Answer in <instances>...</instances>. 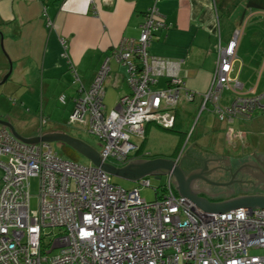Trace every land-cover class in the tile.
<instances>
[{"label": "built area", "instance_id": "1", "mask_svg": "<svg viewBox=\"0 0 264 264\" xmlns=\"http://www.w3.org/2000/svg\"><path fill=\"white\" fill-rule=\"evenodd\" d=\"M158 1L147 10L139 37L123 38L113 50L127 66L131 92L106 109V58L71 113V122L85 123L103 142L104 162L128 161L149 123L173 127L174 108L195 97L177 64L149 51L155 31L166 27ZM243 32L236 29L220 45L212 83L202 94V108L215 103L220 121L264 109V90L245 92L231 77ZM225 90L234 92L229 103H222ZM58 99L65 104L67 95ZM46 123L41 116V127ZM32 177L39 178L37 210L31 207ZM139 182L151 186L147 178ZM156 194L147 201L138 186L114 184L103 167L65 158L42 141L23 142L0 126V264H264V208L207 211L176 194L171 179Z\"/></svg>", "mask_w": 264, "mask_h": 264}, {"label": "crops", "instance_id": "2", "mask_svg": "<svg viewBox=\"0 0 264 264\" xmlns=\"http://www.w3.org/2000/svg\"><path fill=\"white\" fill-rule=\"evenodd\" d=\"M152 3L153 0H0V35L11 47L8 54L13 59V72L24 85L33 83L23 91L24 97L29 92L32 96H40L45 106L41 116L48 122L52 114V111L47 113L49 102L53 98L59 101V95L64 93L71 116L76 100L85 95L98 68L109 58L104 103L107 110L115 108L120 98L131 92V87L127 81V66L114 58V47L123 38L139 37L140 25ZM158 6L166 27L155 31L149 51L177 64L176 72L195 93L194 100L183 99L174 108L176 124L179 125V114L194 116L202 107V94L212 83L219 47L227 44L240 27L244 32L231 77L245 92L264 90V0H159ZM4 61L7 64L8 58ZM233 97L234 92L226 90L224 103H229ZM208 113L213 119L212 125L204 124V138L196 137L197 144L188 154H180L177 150L184 141V136L178 135L173 155H150L148 136L156 126L162 127L152 122L147 127L146 139L139 142L140 150L133 152L125 163H108L122 168L135 159L164 158L173 160L175 166H182L186 173L192 174L203 168L208 159L264 152V109H256L249 118L232 121H220L214 113ZM192 124L194 119L191 130ZM41 129L46 134L67 133L64 126ZM160 173L147 172L129 180L139 182L149 179V175H156L158 179L168 175L175 193L180 195L174 175L169 171Z\"/></svg>", "mask_w": 264, "mask_h": 264}, {"label": "rangeland", "instance_id": "3", "mask_svg": "<svg viewBox=\"0 0 264 264\" xmlns=\"http://www.w3.org/2000/svg\"><path fill=\"white\" fill-rule=\"evenodd\" d=\"M10 46L6 42L5 37L0 35V118L3 120L10 121L15 130L23 137H35L41 134L42 129L40 126V117L41 111L44 110V105L41 104L40 96H32L29 92L27 97H24V92L27 87L31 88L33 83H29L28 85H24L17 78L15 72H13V59L9 57L8 51H10ZM8 58L7 64L4 60ZM101 67V66H100ZM98 68L97 73L100 70ZM12 68V72L7 80H4L8 71ZM95 75V76H96ZM160 87L164 88L166 86V80L161 79ZM34 87L40 88V85H35ZM25 89V90H24ZM47 113L52 111L50 117H48L47 113H44L48 117V122L43 126V130H49L52 127L64 126L68 134H71L79 139L83 140L97 152H101L104 148V144L101 140L96 138L90 132L87 131L86 126L84 124H74L69 121L70 116V108L65 104H61L56 98L51 99L49 102V107L47 109ZM200 111V112H199ZM205 111V113L203 112ZM204 114L201 115L200 113ZM184 114V113H182ZM200 116H199V115ZM208 113L207 109H203L202 107L198 110L197 114L191 115H183V123L180 127H177L175 130L164 129L162 127L157 126L152 129L151 133L147 139L148 153L150 155L157 156H170L175 153L176 146L178 143V135L184 136V141L181 142V147H179V153H187L194 147V143L196 137L205 136V130L203 128L204 124L212 125V118ZM192 118V120H191ZM194 119V124H192L193 129L191 130V123ZM191 120V121H190ZM196 123V125H195ZM62 124V125H61ZM195 129V133L193 132ZM43 131V132H44ZM196 135V136H195ZM202 142V141H201ZM51 146L55 151H57L61 156L65 158H69L67 153L65 152V146L67 144H63L60 142H51ZM77 151V150H76ZM78 158L76 159L81 164L91 165L93 164L92 160L85 156L84 154L77 151ZM71 159V158H70ZM112 161V160H109ZM116 164L117 161H114ZM113 164L115 167L116 165ZM117 168V167H116ZM149 179L151 180V186H143L140 182H136L134 180H129L123 178L120 175H111V180L114 184L120 185L127 189H132L138 186L141 190V195L147 201H153L156 199V187H160V193L163 192V188L168 183V175H162L160 179L156 177V175H149ZM30 192H31V207L33 210L38 209V193H39V178L32 177L30 184ZM58 230V229H56ZM48 231L50 229L48 228ZM253 251V250H252ZM256 252H262V250H255Z\"/></svg>", "mask_w": 264, "mask_h": 264}, {"label": "water", "instance_id": "4", "mask_svg": "<svg viewBox=\"0 0 264 264\" xmlns=\"http://www.w3.org/2000/svg\"><path fill=\"white\" fill-rule=\"evenodd\" d=\"M12 72L8 71L4 80ZM0 124L9 127L15 138L38 143L62 142L89 157L94 165L103 167L111 175H120L135 179L147 172L168 171L173 174V181L180 195L186 196L204 210L225 212L239 207L264 208V192H254L249 186H243L241 179L253 180L251 172H264V152L256 151L237 158H214L205 160L203 168L188 174L182 166H175L173 160L158 158L155 160L135 159L127 166L116 168L104 162L100 153L83 140L68 133H41L35 137L21 136L9 121L0 118ZM249 182V181H247ZM251 183V182H249Z\"/></svg>", "mask_w": 264, "mask_h": 264}, {"label": "trees", "instance_id": "5", "mask_svg": "<svg viewBox=\"0 0 264 264\" xmlns=\"http://www.w3.org/2000/svg\"><path fill=\"white\" fill-rule=\"evenodd\" d=\"M226 91V90H225ZM224 91V92H225ZM224 92H223V95H222V101H223V97H224ZM194 100V99H193ZM187 101H192V100H187ZM222 103H224V101L222 102ZM180 104V103H179ZM178 104V105H179ZM177 105V106H178ZM176 106V107H177ZM175 107V108H176ZM180 107H182V108H184L185 109V106H180ZM205 109H207L208 111H210V112H212V113H214L216 116H217V118L219 119V115L217 114V112L215 111V109H216V107H215V103H212V102H210V103H208V105L206 106V108ZM183 115L184 114H179V116H178V118H179V125H178V123L176 124V119H177V115H175V125L173 126V127H168V128H166V127H164V128H166V129H170V130H175V129H177V127H180L181 126V124L183 123V120H184V118H183ZM186 115V114H185ZM220 120V119H219ZM163 127V126H162ZM146 139V138H145ZM144 139V140H145ZM143 140V141H144ZM64 144V143H63ZM196 142L194 143V146H196ZM65 148V152L67 153V155L69 156V158H71L72 160H74V161H77L76 159L78 158V153H77V151L74 149V148H72V147H70V146H65L64 147ZM138 150H140V147H139V149Z\"/></svg>", "mask_w": 264, "mask_h": 264}, {"label": "flooded vegetation", "instance_id": "6", "mask_svg": "<svg viewBox=\"0 0 264 264\" xmlns=\"http://www.w3.org/2000/svg\"><path fill=\"white\" fill-rule=\"evenodd\" d=\"M192 162V164L194 165V159L190 160ZM189 162V161H188ZM254 176L253 180H249V179H241V181L239 182L240 184H242L243 186L247 185L250 187V189L254 192H264V172L262 171H255V172H251V176ZM251 183H249V182Z\"/></svg>", "mask_w": 264, "mask_h": 264}, {"label": "clouds", "instance_id": "7", "mask_svg": "<svg viewBox=\"0 0 264 264\" xmlns=\"http://www.w3.org/2000/svg\"><path fill=\"white\" fill-rule=\"evenodd\" d=\"M42 133V132H41ZM51 145V144H50Z\"/></svg>", "mask_w": 264, "mask_h": 264}, {"label": "bare ground", "instance_id": "8", "mask_svg": "<svg viewBox=\"0 0 264 264\" xmlns=\"http://www.w3.org/2000/svg\"><path fill=\"white\" fill-rule=\"evenodd\" d=\"M198 206V205H197Z\"/></svg>", "mask_w": 264, "mask_h": 264}]
</instances>
